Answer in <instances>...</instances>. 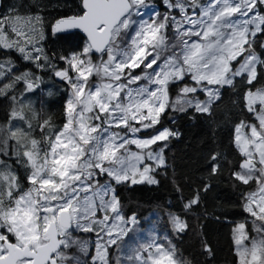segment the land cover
I'll return each mask as SVG.
<instances>
[{
	"label": "snow or ice",
	"instance_id": "obj_1",
	"mask_svg": "<svg viewBox=\"0 0 264 264\" xmlns=\"http://www.w3.org/2000/svg\"><path fill=\"white\" fill-rule=\"evenodd\" d=\"M49 7L0 14V264H196L169 236L124 251L137 220L119 189L162 179L181 193L179 212L166 213L172 235H196L212 264L205 225L184 217L208 218L226 169L247 215L212 219L232 225L235 264H264V0H76L51 21ZM49 35L71 46L54 51ZM46 80L63 85L60 122L32 100ZM226 94L240 111L220 121ZM180 116L212 132L188 197L165 154L181 133L164 120Z\"/></svg>",
	"mask_w": 264,
	"mask_h": 264
},
{
	"label": "trees",
	"instance_id": "obj_2",
	"mask_svg": "<svg viewBox=\"0 0 264 264\" xmlns=\"http://www.w3.org/2000/svg\"><path fill=\"white\" fill-rule=\"evenodd\" d=\"M50 5L48 19L60 15L62 12L68 11V6H74L76 0H45ZM31 0H3V9L0 14H3L11 5H17L24 10V6L29 5ZM60 5V7H55ZM71 45L65 41H57L55 37L49 35L47 47L54 51H63ZM52 95L49 96L48 92ZM66 99V94L63 91V85L58 81H48L41 86L32 97L37 109L43 104L44 111L51 114L53 118L60 122L63 119V105ZM226 105L217 112V120L222 121L225 114L232 115L239 113V108H232L229 104L228 96L225 97ZM2 107V102H0ZM230 109V111H229ZM3 117V112L0 111V118ZM164 124L169 127L177 128L181 136L179 139L170 141L168 148L165 150L168 162L176 170V175L183 187V196L188 197L192 194L189 187V182H186V177L193 179L199 178L205 172L204 155L207 152V146L211 143L212 132L210 122L196 116L190 118L188 116H180L175 124H172L168 119L164 120ZM216 140L218 144L222 142L221 150L226 153L227 158L237 166L240 160L238 151L230 145L227 131H217ZM171 172V169H170ZM228 170H225L224 178L215 183L212 192L205 198V206L208 209V218L196 220L195 217H184L193 227L204 224V232L207 234V239L211 242L215 250V259L212 264H235L236 258L234 254V245L231 239V224L218 223L212 219L213 214L227 215L229 219L242 221L247 214L240 211L238 207L239 192L236 191L231 182L227 179ZM121 201L123 204V212L125 216H137L143 219L149 216L153 211L167 213L168 211L179 212L181 205V193L171 183L170 179H162L159 187L150 186L147 184L135 185L130 187H121L119 189ZM248 230H251V223L248 224ZM174 243L183 252L185 257L194 259L196 264H205V257L199 256V241L198 237L193 233L183 238H175L172 235Z\"/></svg>",
	"mask_w": 264,
	"mask_h": 264
},
{
	"label": "rangeland",
	"instance_id": "obj_3",
	"mask_svg": "<svg viewBox=\"0 0 264 264\" xmlns=\"http://www.w3.org/2000/svg\"><path fill=\"white\" fill-rule=\"evenodd\" d=\"M160 0H155L159 4ZM163 9H161L162 11ZM122 213L124 214L123 210ZM125 215V214H124ZM137 223L135 226L129 225L132 231L129 232L125 238L124 251L127 253L132 248L136 247L138 243L145 242L150 236L156 235L160 238L169 236L172 238L171 226L167 222L166 213L160 211H153L149 216L139 219L137 216ZM95 237H93V240Z\"/></svg>",
	"mask_w": 264,
	"mask_h": 264
},
{
	"label": "water",
	"instance_id": "obj_4",
	"mask_svg": "<svg viewBox=\"0 0 264 264\" xmlns=\"http://www.w3.org/2000/svg\"><path fill=\"white\" fill-rule=\"evenodd\" d=\"M2 9H3V0H0V13H1ZM58 82H59V81H58ZM60 83H61V82H60Z\"/></svg>",
	"mask_w": 264,
	"mask_h": 264
}]
</instances>
